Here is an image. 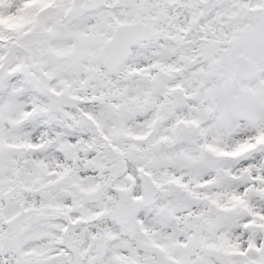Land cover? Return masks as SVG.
Returning <instances> with one entry per match:
<instances>
[{"label":"snow or ice","instance_id":"obj_1","mask_svg":"<svg viewBox=\"0 0 264 264\" xmlns=\"http://www.w3.org/2000/svg\"><path fill=\"white\" fill-rule=\"evenodd\" d=\"M0 264H264V0H0Z\"/></svg>","mask_w":264,"mask_h":264}]
</instances>
